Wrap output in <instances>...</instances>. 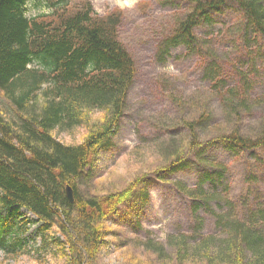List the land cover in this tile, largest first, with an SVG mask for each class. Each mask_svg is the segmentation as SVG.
<instances>
[{
  "label": "trees",
  "instance_id": "1",
  "mask_svg": "<svg viewBox=\"0 0 264 264\" xmlns=\"http://www.w3.org/2000/svg\"><path fill=\"white\" fill-rule=\"evenodd\" d=\"M30 1L0 0V251L12 256L27 253L20 240L10 241V235L20 230L11 219L26 210L39 225L41 243L35 254L40 263L50 259L97 264L106 245L108 217L135 196L144 204L149 198L148 176L102 198L84 196L79 188L100 152L118 135L136 78L135 60L120 38L125 14L116 9L101 17L86 0L74 5L70 0H43L50 13L28 18ZM158 3L187 5L158 46L159 56L165 59L173 48L183 47L187 56L198 57L225 119L235 126L230 133L202 143L198 130L210 116L184 120L178 128L188 132L191 142L180 146L173 141L161 152L167 164L155 172L160 181L191 162L210 170L193 187L172 182L190 201L196 226L169 236L168 242L175 245L181 264H264V191L253 188L261 180L254 174L247 193L234 195L232 187L222 182L228 165L209 154L221 145L234 159L251 154L255 166L264 169V121L254 136L243 135L236 126L254 109L264 120V94L251 98L258 63L264 60V0ZM230 4L239 16L223 35L232 49L244 53L246 62L231 66L224 78L222 69L227 65L221 63L220 52L196 30L210 19V12ZM80 128L87 131L82 142L75 134ZM64 135L73 141H62ZM67 186L74 191V202L67 197ZM201 211L215 218V234L204 232ZM145 246L158 255L163 250L153 242Z\"/></svg>",
  "mask_w": 264,
  "mask_h": 264
},
{
  "label": "rangeland",
  "instance_id": "2",
  "mask_svg": "<svg viewBox=\"0 0 264 264\" xmlns=\"http://www.w3.org/2000/svg\"><path fill=\"white\" fill-rule=\"evenodd\" d=\"M70 1L74 5L84 0ZM86 1L101 17L116 9L124 12L120 38L135 60L137 74L129 90L118 135L107 149L100 152L90 175L80 180V191L84 196L102 198L124 191L144 176L149 179L146 183L148 202L144 204L140 202V196H135L108 217L106 245L99 253L97 264H181L175 245L168 242L169 236L194 230L196 222L191 219L190 201L172 182L180 181L193 187L203 173L210 170L204 164L198 167L197 163L191 162L189 167L168 176L167 181H160L155 172L167 164L162 153L173 141L180 146L191 142L188 132L178 128L184 120L191 122L203 115L210 116L198 130L202 143L230 133L235 126L225 119L226 114L204 78L198 57L187 56L183 47L173 48L165 59L159 56L158 46L172 29L176 14L186 12V4L163 7L159 0ZM48 13L50 9L43 0H31L27 5L28 18ZM238 16L237 8L230 4L210 12V19L203 20L196 30L200 38L220 52L221 63L229 68L222 69L224 78L230 74L231 66L246 62L244 53L232 49L223 35V29L234 23ZM258 64L252 99L264 94V60ZM260 118L261 111L254 109L242 116L236 126L243 135L254 136L264 121ZM75 134L82 142L87 131L80 128ZM61 140L73 141L71 136L65 135ZM209 154L212 160L228 165L229 170L222 182L232 187L234 195L247 193L254 174L261 182L253 188L264 191V169L255 166L257 163L251 154L234 159L233 154L221 145L210 150ZM200 214L205 219L204 232L215 234V218L203 211ZM36 220L26 210L20 212L19 218L11 219L20 230L18 234L10 235V241L20 240L27 253L12 256L0 251V264H62L59 260L45 259L41 263L37 260L35 251L41 238ZM148 242L163 246L161 255L149 250L145 246Z\"/></svg>",
  "mask_w": 264,
  "mask_h": 264
},
{
  "label": "water",
  "instance_id": "3",
  "mask_svg": "<svg viewBox=\"0 0 264 264\" xmlns=\"http://www.w3.org/2000/svg\"><path fill=\"white\" fill-rule=\"evenodd\" d=\"M66 194L71 202H74V191L71 186L66 187Z\"/></svg>",
  "mask_w": 264,
  "mask_h": 264
}]
</instances>
